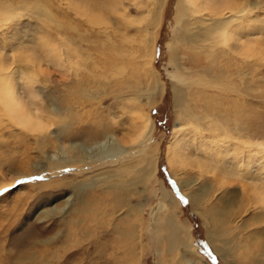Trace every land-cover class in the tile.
I'll return each instance as SVG.
<instances>
[{
  "label": "bare ground",
  "instance_id": "obj_1",
  "mask_svg": "<svg viewBox=\"0 0 264 264\" xmlns=\"http://www.w3.org/2000/svg\"><path fill=\"white\" fill-rule=\"evenodd\" d=\"M10 1L8 3L0 0V23L20 17V9L12 7ZM73 1H76L77 4H73ZM86 1L88 0H68L69 7L71 5L70 8L76 15L84 16L88 20L87 23L91 22L90 24H92V21L98 20L104 24H110V26L103 27V30L99 32L105 38L101 43L103 48L99 56L104 55L105 57L107 52L110 55L113 54L104 59L90 58L93 69L88 70L94 79L91 81L92 89L98 91L112 79L120 82L118 87L122 90H119L118 94L122 92L126 97L120 100L121 102L124 101L123 104L118 100L117 108L120 109L121 116L128 117L129 120L125 122L127 126L117 131L116 126L119 125L118 119L120 116L116 113L110 116L111 122L105 120L96 127L98 130L96 131L103 137L100 141L92 142L93 144L77 141L64 142L62 140L64 135L66 139L71 137L68 133L69 124H62L54 135H50L51 127L56 125L55 123L58 120L65 118L68 114L72 117L78 116V111L81 112L83 108L80 105L76 106V104H69L70 106L67 104L66 107L65 104H60L57 101L58 99H53L51 92H46L48 91L46 89L47 85H45L47 83L38 81L39 74L42 76L44 69L40 61L34 64L33 67L27 70L23 69L21 72L20 69L16 68L17 65L12 67V65L18 63L16 61L18 57L24 59L21 61H28L33 64L32 60L37 56L36 51L45 52L50 59L63 58L64 52L59 47L60 42L58 44V41H54L51 36V38H48V42L43 43V33L42 36H38V49L35 47L32 50L25 46L22 51L19 50L17 53H13L11 56L12 61L4 59V55L0 51V122L6 120L31 135L35 134L32 136L34 147H39V150L43 152L44 161H42L43 159L38 160L29 175H33L40 180H47L50 177H59L65 172H72L76 166L81 164L91 165L102 162L110 165L111 169L108 171L99 173L97 176L87 177L86 190L94 186L102 190H99L98 195L87 194L86 191L82 196H78L76 201L78 203L75 204L74 210L70 213L72 217L69 222L73 223V227L75 226L84 234L89 229L88 222L93 225L102 223L96 220L99 217L95 219L88 218L87 221L84 220V217H81L80 220L79 218L75 219L74 215L76 213L90 211L93 214L97 212L99 216L100 213L97 211L98 209L96 210L99 205L110 206L111 209L116 207L118 211H112L109 216L112 215L111 217H113L114 214H118V221L123 225V228H120L122 226L119 225H112V231L117 233L123 240H129L136 236V228L128 221L129 218L133 217L129 200L134 194H137V185L145 188L149 178L155 172L154 159H156L155 150H146L137 159L124 161L132 157L130 156L132 152L128 150L146 142L153 131L152 120L139 102V99L144 96L145 105L149 106L152 102L154 88L151 81L145 79L149 75L151 76L150 63L153 56V45L150 43V37L147 38L149 40L143 39L145 35L149 36L147 27L144 25L146 20L144 16L150 15L149 25H156L163 6V0H147V2L152 1L153 4L151 7L147 6L144 12L140 11L146 7L143 5L147 3L144 0L138 2L130 0L129 3H126V0H98V3L94 4L96 6H90ZM25 5L27 4L25 3ZM84 6H88L86 10ZM27 7L29 6L27 5ZM261 9H264V0H176L173 19L177 32L173 42L169 45V63L175 66L177 76L174 83H171L175 123L167 142L165 161L171 171L178 170V172L183 173L182 177L184 179L178 182L179 189L187 195L194 211L202 215L208 221L207 223L213 226L215 231L209 235L208 239L213 245L219 244L222 246L221 249L216 251L228 264H234L230 260L235 258L246 261L247 259L252 260V264H264V236L254 232L255 229L264 227V165L256 170L253 169L254 165L252 164L253 168H249V172H251V169V173L259 177L251 178L248 173H245L248 164H245L244 159L247 155L245 153L252 152L250 155H254L257 152L264 161V144L257 143L258 141L247 144V142L238 139L239 137L230 136L226 125L228 123L227 118L231 117V112L225 108L224 104L221 105L223 101L225 102L227 96L225 97L221 92H209L199 88L214 89L218 85L221 86L226 80L225 77L230 76L227 68L231 67L232 64L238 66L237 77L241 76L240 67L237 63L240 64L244 56L256 51L255 46H253L256 41L244 40L242 32L257 23V15H259ZM131 10L138 11L137 18L132 17ZM93 12L96 15H93ZM46 20L53 21L50 16H47ZM136 24L140 25L138 29L141 30L142 36L140 35V37L142 38L137 39L138 42L136 41V47H134L135 40L127 38L129 37L127 35L129 29H132V25ZM116 31L120 33V38H122L120 39L121 48L118 50L114 48L116 41L112 40V34H110H114ZM68 37L71 39L69 40ZM72 39L71 36L66 35L65 41L62 40L67 55L63 59L64 62L59 61L67 72L71 70L76 77H79L77 72L80 71L79 68H82V65L78 62L77 50L71 46ZM58 40L60 41V38ZM27 50L30 52L24 53ZM177 51H180L179 55ZM186 54H189L190 58H187ZM184 66L187 67V70ZM36 68L38 70H35ZM128 69L130 70L126 73ZM18 71L20 74H18ZM109 71V76L112 79L106 74ZM122 72L126 73L127 76L118 75ZM118 78L121 81H118ZM97 79L98 81H95ZM17 80L22 81L24 86L22 92H19ZM66 81L68 83V80ZM38 83L43 88H37L39 92L36 94L33 86ZM70 84L69 95L73 94L75 96L78 93L84 95L88 92V87L84 86L83 81H70ZM45 92L47 94H44ZM129 92L131 93L130 97L128 96ZM43 99L47 101L45 102ZM234 114L231 121L236 122L235 120L239 117L236 113ZM86 115L88 116V113ZM217 115L223 118L226 124ZM199 121H203V124L198 125L197 122ZM201 127L208 135L200 133L199 129ZM66 130L67 132H65ZM45 132L49 134L45 136L43 134ZM39 135L42 136L35 137ZM51 141L57 146V149L53 150L52 153L47 152L46 149L53 147ZM192 147H194L195 152L191 151ZM262 159L259 158V160ZM252 163L255 164L256 162ZM113 164L118 166L113 168ZM186 169H189L187 173H185ZM190 170L194 172L190 173ZM130 173L134 177L130 176ZM177 175L179 174L175 176ZM207 175H210V177H206ZM113 176L119 178L108 179ZM14 180L8 183H0V189L2 191L11 189L7 185ZM234 184H239L240 187L236 189ZM3 187L6 188L3 189ZM83 188L81 187V189ZM108 193H112V195L108 196ZM167 196L166 191L161 192L162 201ZM214 199L219 200L220 206L212 203ZM69 205L70 202L67 200L62 209L52 211L56 210V212L63 213ZM249 206L253 207L251 208L254 209V214L252 213L251 217L248 218V222L237 226L240 214L242 212L246 213L250 208ZM157 210H164V205L160 204ZM236 210L240 212L236 213ZM102 218L104 217L102 216ZM163 220L165 221L162 225L165 236L161 238L167 243L168 249L179 251L186 264H196L193 259L196 252L191 244L192 237L189 228L178 225L172 212L167 213ZM236 228H238V232L249 230L254 239L249 238V236L243 238V236L238 235L242 238L236 241L237 236L233 234ZM251 228L255 229L252 231ZM226 236L232 239H228ZM223 237H226L227 241H219V238L223 239ZM247 238L249 239L246 240ZM50 241L44 243L50 244ZM254 243L259 246L255 254L251 249ZM231 247H234L235 250H232ZM132 251L131 247L123 251L124 261ZM188 256H191V258H188ZM31 257H33V254ZM103 257H106L107 261L110 262L104 254ZM35 258L38 259L37 264H45L50 262L52 257H48L47 261L42 260L40 256H34L32 259ZM249 261L246 264H250Z\"/></svg>",
  "mask_w": 264,
  "mask_h": 264
},
{
  "label": "rangeland",
  "instance_id": "obj_2",
  "mask_svg": "<svg viewBox=\"0 0 264 264\" xmlns=\"http://www.w3.org/2000/svg\"><path fill=\"white\" fill-rule=\"evenodd\" d=\"M3 1L9 3L10 0ZM132 1L138 2L143 0ZM145 1L147 2V0ZM10 2L12 7L20 9L19 11L21 13L18 19L12 18L10 21L0 23V51L4 55V59L12 61L11 56L13 53H17L19 50L22 51V49H25V46L31 49L35 47L38 49V36H42V33L44 35L42 36L43 43L48 42V38L52 36L54 41H58V44L60 42V46H58L64 52L63 58L58 60L50 59L45 52L36 51L37 56L32 60L33 64H30L28 61H21L24 59L18 57L16 58L18 63L12 65V67H16L17 65L16 68L20 69L21 72L23 69L27 70L33 67L34 64L40 61L44 69L42 68V76L39 74L40 80L37 79L40 82L47 83L45 84L48 90L46 92H51V97L58 99L57 101L60 104H65L66 107L67 104H76V106L80 105L83 108L81 112L78 111V116L72 117V115L67 113L68 115L65 118L58 120L55 123L56 125L51 127L50 135H54L62 124H69L68 133H70L71 137L66 139L64 135L62 139L64 142L77 141L93 144L98 140H102L103 137L97 132L96 127L105 120L111 122L110 116L116 113V115L120 116L118 119L119 125L116 126V129H118L117 131L124 129V126H127L125 122L129 119L124 115L121 116L120 109L117 108L118 100H123L126 97L122 92L120 93L123 95L118 94V91L122 90V88L118 87L120 82L112 79L109 76V71L106 74L113 80L110 81L111 83L108 82L109 84L107 83L98 89V91L92 89L91 83L94 79L90 74V71L93 69L90 58L104 59L105 57L113 55L107 52L105 57L104 55L99 56L103 48V46L101 47V43L105 39L99 32L103 30V27L110 26V24L99 22L95 20L96 17L94 18L95 21H92V24H90L91 22L87 23L86 21L88 20L84 16L80 17L76 15L70 8L71 5L69 7L68 0H11ZM75 2L73 4H77ZM86 2L90 6H96L94 4L98 3V0H88ZM129 2L131 1L126 0V3ZM151 2L144 3L143 5L146 7L140 11L144 12L147 6L151 7L153 4ZM175 4L176 0H163V6L158 16V23L154 26L149 25L150 15L144 16L146 18L144 25L147 27L149 36L142 33L145 35L143 39L146 40L150 37V43L153 45V56L150 63L151 76L149 75L145 79H149L154 88L152 102L149 106L145 105L146 101L144 100V96L139 99V102L140 106L152 120L153 131L151 137L146 142L128 150L132 152L130 156L133 158L129 157L128 160L124 161L137 159L146 150H155L156 159H154L155 172L149 178L145 188L137 185V194H134L131 200H129L133 217L129 218L128 221L136 228V236L129 240H123L117 233L112 231V225H119L122 226L120 228H123V225L118 221V214H114L113 217H111L112 215L109 216L112 211H118L116 207L111 209L112 207L110 206L99 205L100 207L98 206L96 208L100 213L99 216L97 212L93 214L90 211L87 213H76L77 215H74L75 219L79 218L80 220L81 217H84V220L87 221L91 218L95 219L99 217L96 220L102 223L93 225L91 222H88L89 229L84 234L75 226L73 227V223L71 224L69 222V219L72 217L70 213L74 210L75 204L78 203L76 202L78 196H82L86 191L87 194L98 195L99 190H102L97 186L86 190L85 183L87 177L97 176L99 173L108 171L111 169L110 165L102 162L91 165L81 164L76 166L72 172H65V174L59 177H50L47 179L48 181L45 179L40 180L33 175H29L33 170L32 167L38 160L43 159L42 161H44L43 152L39 150V147H34V139L32 136L35 134L31 135L19 127H15L12 123L3 120V122H0V183H8L14 179L16 180L7 185L11 189H5L3 191L0 189L2 191L0 193V264H37L38 259H32L34 256H40L42 260L46 261L48 257H52L50 262L45 264H80V262L81 264H186L181 253L179 251H170L165 240L161 238L165 236V231L162 226L165 223L163 219L167 213L171 212L174 214L178 225H184L189 228L192 237L191 244L196 252V256H193L196 264H228L216 251L217 249H221L222 246L219 244L213 245L208 239L209 235L215 231L213 226L208 224V221L202 215L194 211L187 195L179 189L178 182L184 179L182 177L183 173L178 172V170L171 171L165 161L167 142L175 123L171 83H174L177 70L174 65L169 63V45L173 42L177 32L173 19ZM87 7L84 6V9L86 10ZM259 12V15H257V23L254 26L251 25L249 29H244V32H242L244 40L250 39L251 41H256L253 44L256 51L249 55L247 54L248 56H244L240 64L237 63L240 67L239 72L241 76L237 77L238 66L232 64L231 67L227 68L230 76L225 77L226 80L221 86L218 85L214 89L199 88L209 92H221L225 97L227 96L225 102L223 101L221 105L224 104L225 108L231 112V117L227 118L228 123L226 125L230 136L239 137L238 139L247 142V144L249 142L256 143L257 141V143L261 142L264 144V9H261ZM137 13L138 11L131 10L132 17L137 18ZM92 14L96 15L94 12ZM47 16H50L53 21H47ZM148 20L149 22L146 23ZM138 27H140L138 24L132 25V29H129L127 35L129 36L127 38L135 40L134 47H136L137 39L142 38L140 37L141 30ZM110 34H112V40L116 41V45L113 47L117 48L116 50L120 49V39H122L120 38V33L116 31V33ZM66 35L73 38L71 46L77 50L78 62L82 65V68H79L80 71L77 72L79 77H76L71 70L67 72L62 64L60 65L59 60L64 62L65 60L63 59L67 55L65 54L66 49L63 47V41H65ZM59 38L60 41L58 40ZM257 39L259 40L257 41ZM108 43L110 42L108 41ZM259 49L260 51L258 52ZM29 50L24 53L30 52ZM177 52L179 55L180 51ZM186 57L190 58V55L186 54ZM51 61L52 63H50ZM184 68L187 70L186 66ZM35 70L38 69L36 68ZM129 70H126V73ZM20 72L18 71V74ZM126 73L122 72L118 75L124 77L127 76ZM66 80H68V83ZM78 80L84 82V86L88 87V92L84 95H80L79 93L75 96L73 94L69 95L70 81L77 82ZM95 81H98V79ZM118 81L121 80L118 78ZM16 83L19 92H22L24 90L22 81L17 80ZM33 87L36 94L39 92L37 88H43L39 83ZM46 92L44 94H47ZM130 94L129 92V97ZM89 95L90 97H88ZM43 100L45 102L47 101L46 99ZM123 102L121 103L123 104ZM86 113H88V116ZM234 113L239 117V120H235L236 122L231 121L235 115ZM217 116L219 117V115ZM220 119L226 124L223 118ZM197 124H203V121H199ZM90 130H92L91 133H89ZM199 131L203 135H208L203 127ZM43 134L47 136L49 133L45 132ZM51 143L53 147L46 149L47 152L52 153L53 150L57 149V146L53 141ZM193 149L194 147L191 148V151H194ZM250 153L252 154V152ZM250 153H245L247 154L246 156L244 154L245 164H248V169L245 173H248V176L251 178H257L259 176L253 175L251 169L254 167L253 169L259 170V167L264 165V161L259 153V155L257 152L254 155H250ZM259 158L262 160H259ZM252 162L256 163L254 164ZM252 164L254 165L253 167ZM116 166L118 165H114L113 168ZM249 168H251V172H249ZM188 170L186 169L185 173ZM192 172L194 171L190 170V173ZM176 174L179 175L175 176ZM130 176L134 177L132 173H130ZM206 177H210V175ZM118 178V176H113L108 179L114 180ZM234 186L236 189L240 187L239 184H234ZM81 187L84 188L81 189ZM162 191H166L168 194L164 201L161 200ZM111 195L112 193H108V196ZM67 200L70 202L69 207L63 213L56 212V210L62 209L65 206ZM212 203L220 206L218 199H214ZM160 204L164 205V210H157ZM249 207L246 213L242 212L240 214L237 226L248 222V218L251 217L252 213L254 214L253 207ZM54 209L56 210L52 211ZM236 211V213L240 212L239 210ZM254 229L251 228L250 230L253 231ZM254 232L264 236V227L255 229ZM233 234H236L237 237L241 235L243 238L249 236V238L254 239L252 233H249V230L238 232V228H236ZM226 237H223V239L219 238V241H227V238L232 239ZM237 237L235 239L236 241L242 238ZM104 239L106 241H103ZM49 240H51L50 244L44 243ZM158 240L159 242H157ZM130 247L133 251L124 261L125 257H123L122 253ZM258 247L255 243L252 245L251 249L254 254L258 250ZM231 248L235 250L234 247ZM32 254L33 257H31ZM103 254L107 256L111 263L107 261L106 257H103ZM188 258H191V256H188ZM230 261L234 264H246L249 259L246 261L235 258ZM250 261L249 263L252 264V260Z\"/></svg>",
  "mask_w": 264,
  "mask_h": 264
}]
</instances>
